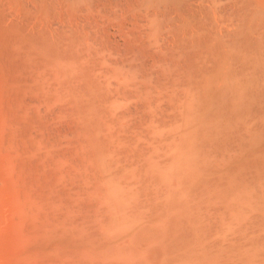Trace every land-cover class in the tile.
Here are the masks:
<instances>
[{
	"label": "bare ground",
	"instance_id": "bare-ground-1",
	"mask_svg": "<svg viewBox=\"0 0 264 264\" xmlns=\"http://www.w3.org/2000/svg\"><path fill=\"white\" fill-rule=\"evenodd\" d=\"M0 166V181L3 183L0 186L7 185L8 188L9 185V189L16 190L14 193L18 195L15 196L20 195L24 201L18 206H24L26 210L22 212L25 214L30 211L29 215L34 218H26L27 213L22 216L23 221L25 218L30 219L26 220L32 222L29 223V226L33 224L30 228H37L27 230L28 222L25 221V232L37 231L38 238L44 241L41 244L36 234H33V238H37L36 242L38 240L42 247L39 251L31 248L35 250L32 255H41L39 258H43V261L42 256L49 261L53 256L55 262L52 259L50 262L46 260L48 264L60 262L58 257L64 255L62 258H65V255L72 254L74 250L77 253L74 252L72 258H77L84 250L85 253L89 251L87 255L92 256V262L88 257L87 260L93 264V256L97 254L90 253L93 247L87 250L89 245L85 246L87 249L83 247V252L78 254V250L71 245L81 243L83 237H96L99 221L98 226L94 227L96 231L93 226L97 224L92 227L83 226L87 228L88 234L82 233L84 228L78 229L87 223L86 219L89 222L94 219L92 212H95L93 215L100 214L96 211L106 209V214L111 208L114 211V207H120L121 212L123 211V215L119 211L121 217L131 221L133 213L136 222V214L143 208L144 212H147L146 209L150 211L145 217L142 215L143 211H139V226L143 229L151 224L148 221L155 220V226L160 222L166 229L181 226L183 231L187 223L198 220L199 229L203 230L200 216L192 214L194 208L201 210L203 203H207V208L202 209L212 210V213L208 210L210 213L207 211L206 214H201L204 216L201 221L205 222L202 224L205 226L204 231L206 227L214 229V224L221 222L230 213V209L235 213L234 209H237L242 214L252 211L249 223L253 222L252 227L255 223L259 229L257 233L256 230L252 233L249 231L253 228L249 226L248 233L256 234V246L248 244L246 239L243 244L245 248L240 249L246 255L254 253L256 256L255 259L252 256L246 257V261L252 258L255 264H264V0H0ZM113 190L115 198H112ZM242 192H248L249 195L244 196ZM0 194L2 195L1 192ZM228 195L232 198H228ZM16 197L14 200L19 199ZM104 197L111 199V203ZM129 198L134 200L130 201ZM6 199L2 197L0 200L6 202ZM102 201L109 205H102L105 203ZM7 203L5 206L2 203L0 207H11ZM15 205L12 207L16 209L18 206ZM118 208L115 209L116 212ZM248 208L251 210L244 211ZM197 212L196 210L195 213L198 214ZM113 213L110 212L105 217L100 215V221L106 218L101 222L104 227L107 217L111 221ZM246 215L243 214L245 217ZM115 216L114 214L113 217L116 218ZM90 217L93 219H88ZM232 217L225 219L232 223ZM142 219L148 220L144 221V226L141 225ZM119 220L117 222H124V219ZM112 221L110 223L114 225L110 229L113 231L115 223ZM117 222L119 226L116 231L121 226ZM131 222L128 224L133 228L134 220L132 224ZM207 222L213 227L205 225ZM17 224L22 226L19 221ZM124 224L120 227L121 231L125 228ZM196 224H193L195 227H191V224V230L186 229L189 230L187 234L192 233V228L193 232L197 230ZM233 224L232 227L237 226L236 223ZM152 226L153 224L151 230L154 228ZM161 226L156 228L157 234V230L165 228ZM136 228L138 232V227ZM22 229V234H17L18 236L27 234ZM134 229L135 227L131 234ZM166 229L162 231L165 234ZM219 229H216L217 233L220 232ZM235 229L237 231L233 230L238 232L239 228ZM103 230L104 232L100 231L101 235L106 233L105 228ZM112 231L109 234L111 238L114 235ZM212 231H209L212 235L216 233L215 230L214 233ZM176 232L181 240L183 232L179 234V229ZM6 233L8 234L7 231ZM148 233L147 236L142 234L143 237L136 238L141 242V238L147 239L145 237H148ZM170 233L169 237L172 236ZM99 234L98 231L96 241L97 238H105ZM218 234L212 237L213 241L215 237H219ZM201 235L203 236L202 233ZM225 235L227 237V233ZM233 235L231 236L238 238ZM244 235L242 238L239 236L240 239L245 240ZM167 236L166 242L169 241ZM189 236V239L184 240L187 236L183 238L187 243L196 235L194 233V236H190L191 239ZM114 237L118 238L116 235ZM126 237L129 240L131 235ZM126 237H123L125 241ZM195 238L199 240L201 236ZM15 239L17 240V236ZM34 239H30L32 243ZM196 239L192 244L202 242V245L204 242L205 249L207 239ZM209 239L212 240L210 237ZM218 239L220 238L215 241ZM155 240L157 241L156 237ZM158 240L162 243L158 245L162 247L164 238L163 242L160 238ZM180 240L177 241L176 238V245ZM151 241H148V246L151 244L155 251H149L151 247L148 249L147 242L142 241L143 244L146 242L143 246L147 247L149 252L146 253L150 255L157 250L156 243L153 241L152 246L149 243ZM213 241L210 243L213 244ZM241 241L240 244L243 243ZM173 242L175 243H171ZM235 242L238 241L233 240L232 243ZM27 243L28 246L31 244ZM130 243L129 240L128 244ZM101 244L104 246L105 243L98 245ZM226 244L224 245L228 246L229 243ZM246 244L252 246H249L253 249L252 253L246 252ZM224 245L222 246L225 248ZM214 246L212 245L213 248L222 247L218 244ZM194 247H190V250ZM218 247L212 253L218 254ZM223 247L220 250L227 254L230 248L226 247L224 250ZM28 248L23 251L27 252ZM80 248L82 251V247ZM184 248V252H190L189 248L186 249L187 246ZM238 248L237 246L236 249ZM177 249L179 248H176V252ZM183 249L180 251L183 252ZM200 249V256L203 255L202 252L205 254L204 251H208V247ZM236 249L232 248L235 252ZM232 250L230 252L238 257V253L234 254ZM50 251L52 253L48 255ZM95 251L99 252L94 249ZM162 251L166 252L163 248L161 254L156 255L169 256L165 252L162 254ZM207 251L205 256L210 248ZM119 253L120 251L117 256ZM137 253L134 254L138 255ZM139 253L142 254L141 251ZM212 253H209L210 258L219 256ZM232 253H229L230 256ZM174 254L175 258L182 253ZM187 254H182L186 260ZM194 255L190 256L197 257L195 260L199 262L198 256ZM221 255H224V259L227 257L225 254ZM33 256L29 257L34 261L37 259V262L32 263L46 264ZM148 256L144 257L149 259ZM80 257V262H83L82 256ZM141 257L142 255L139 258ZM144 257L142 258L145 260ZM237 257H234L235 262ZM62 258L61 261L66 263L69 260L67 257ZM189 258L188 264L192 260ZM167 259L171 264L174 262H171V258ZM182 259L181 262H175L181 264ZM202 259L200 262L207 261ZM209 259L208 261L211 260ZM163 260L160 258L152 262L162 263ZM225 261L229 262L230 259L220 262L223 264ZM152 262L149 264H153ZM216 262L217 260L214 263ZM242 262L245 264V261ZM239 263L241 264L240 261ZM67 264H71V261Z\"/></svg>",
	"mask_w": 264,
	"mask_h": 264
},
{
	"label": "rangeland",
	"instance_id": "rangeland-1",
	"mask_svg": "<svg viewBox=\"0 0 264 264\" xmlns=\"http://www.w3.org/2000/svg\"><path fill=\"white\" fill-rule=\"evenodd\" d=\"M0 167H1V166H0ZM0 169H1V168H0ZM0 180H1V179H0ZM0 184H3L2 181H0ZM3 187H4V188H3ZM6 187H7V185H6V186H4V185H3V186H2V185L0 186V189H2V191L0 190V192L2 193V195L0 194V199H1L2 197H3V199H6V197H7V195H8V197H7V199H6L7 201L5 200L6 202H2V201H4V200H0V201H1V202H0L1 204H0V205H1V206L3 205L2 203H5V204L3 205V206H5L7 202L10 203L9 206H11V207L13 206V204H14V205L16 204V205H15V207H16V206H18V204H20V202H21L22 204L24 203V201L21 200V197H19L20 195L18 196V197H19V199H18L19 201H18L17 199L14 200V197H16V196L18 195V193H14V192H17V191L14 190V189H13V190H12V189H9V188H11V187H9V185H8V188H6ZM3 189H4L5 191H3ZM7 189H8V190H7ZM12 191H13V192H12ZM115 191H116V190H115ZM5 192H6V194H5ZM11 192L14 193V194L12 195L13 197L11 196V194H12ZM112 192H114V190H113ZM8 193H9L10 195H9ZM242 193H244V196H245V195H249V194H247L248 192H242ZM242 193H241V195L243 196ZM245 193H246V194H245ZM113 194H115V192L112 193V196H113ZM3 195H5V196H3ZM15 195H16V196H15ZM110 195H111V194H109V197H112V196H110ZM10 196H11V198H10ZM4 197H5V198H4ZM18 197H16V198H18ZM130 197H131V196H130ZM135 197H136V196H135ZM137 197H138V196H137ZM137 197H136V198H137ZM9 198H10V200H9ZM112 198H115V196H113ZM136 198H135V199H136ZM228 198H232V197H229V195H228ZM11 199H12V200H11ZM104 199L107 200L108 198H105V197H104ZM104 199H103V200H104ZM129 199H130V201H131V199L134 200L133 198H129ZM13 200H14V201H13ZM10 201H12V202H10ZM17 201H18V202H17ZM98 201H99V200H98ZM107 201L109 202V204L111 203V199H109V200H107ZM14 202H15V203H14ZM102 202H105V201H102ZM108 202L102 203V205H103V204H107ZM9 203H7V205H8ZM11 203H12V204H11ZM100 204H101V201H99V206H100ZM109 204H107V205H109ZM107 205H104V207L106 206V208H110V207H107ZM204 205H205V206H204ZM110 206H111V205H110ZM203 206H204V207H203ZM206 206H207V203H205V204L203 203L200 207H202V208H207ZM6 207H7V208L3 207V209L0 207V239H1V242H0V246H1V247H0V252L3 251V254H2V252L0 253V264H12V263H13V264H18V263H19V264H25L24 262H26L27 264H29V263H31V264H38V263H32V262H35L37 259H35V261H34V260H32L33 258H32V257H29V256H33V255H34V254L32 255V253L35 251V250H33V249H37V250L39 249V250H40V248L42 247L41 244H42L44 241H43L42 238H38L39 235L37 236V231H35L34 233L36 234V237L40 240L39 242L41 243L40 246H39V242H38V240H37V242H36V240H35V239H37V238H35V239L33 238V234H34L33 231L25 232V231H26V228H25L24 226L27 225V224H28V226H29V225H30L29 223L31 222V221H30V222H29V221H26V220H30V219H26V218H32L31 220L34 219L32 215H29L31 212H30V211H28L29 213L26 212L27 215H29L30 217H27V215H26V218H25V219L23 218V219H24V221H23V220H22V216L24 217V215L26 214V213L24 214V212H25V210H26V208H25L24 206L19 205V206L16 208L17 210H19V208L21 207L20 210H19L20 212H19V211H16V209H15L14 207H12V208H14V210L11 209V207H8V206H6ZM22 207H24L25 209L23 210ZM100 207H102V206H100ZM104 207H103V208H104ZM8 208H9V209H8ZM117 208H118V207H117ZM117 208L114 207V209H113L114 211H111L112 208H111V210L108 209V210H110L111 213L114 212V213H113V216H114V214L116 215V216H115L116 218H114L113 216H111V217H112L111 221H112V220L114 221V220L116 219V220L114 221V223H115V229H114L113 231L111 230L112 228L110 229V227H111L112 225H114V224L110 223L111 221H109L110 219H109L108 217H107L108 221H107V220H106V221H107L108 223H110V224H107V222H106V223H105V227H104V223H101V222L104 221L106 218H105L104 220L102 219V221H100V220H101V218H100V215H101V214L105 217V216H107V214L110 213V212L108 211L109 213L106 212V214H105V210H106V209H102V208H101L102 210H99V208H97V210H99V211H96V212H99V213H100V214L96 213V214H98V216H96V214L93 215V213H95V212H92V215H91V216H92L94 219H93L92 217L88 218V219H90V220L93 219L92 221L89 222V221L86 219L85 222H87V223H89V224H87V223L82 224V226H81L80 228H78L79 230H81L82 228H84V229H82V233H84V234L87 233V234H88V230H86L87 228H86V227H83V226L92 227L94 224H97V225H94V226H93V230H94V229L96 228L95 226H98V223H97V222L99 221V225H100V226L97 227L99 230L96 229V230H97V233L95 232V235H96V237H97V234H98V231H99V233H100L99 235H100V236H104L106 239H105V238H103V239H105V240H103L102 237H100V239L97 238L98 241L95 240L96 237H95V238H94V237H91V238H90V237H83V241H85L87 244L84 243L83 241H81V243L83 242L82 244L79 243V242H76V243H72V244H71V245H73L74 248H76V249L78 250V254H80V253L83 252V247H85V246L87 247V246L89 245V246L87 247L88 249H87L86 247L84 248V249H87V250H90V248L93 247V249L91 248V250H90L91 252H90V253L93 252L92 255H94L95 253H97L96 255H98V257H96V255L93 256V257H95V258H98V259L93 258V264H101V263H102V264H106V263H108V264H111V263H113V264H125V263H124L125 261H127L126 264H128V262H129L130 264H131V263H132V264H136L137 262H138L137 264H143L144 262H145L144 264H149V263L152 262V261L155 262V261L160 260V258H161V260H163V259L167 260V262H169V260H168L167 258H169V259L171 258V262L174 260V262H172V264H177V263L181 262V259L183 258V255H184V254L186 255L187 253H189V256H188V254H187V260H188L189 257H190L189 260L192 258L193 262H192V260L189 261V262H191V263L193 264V263H194V260L197 259V257H196V258H195V257H191L190 255H193V253H194V254H195L194 256H196L197 253H198V254L200 253V251H198V249H200L201 247L205 246V245H204V244H205L204 242H203L202 245L200 244V243H202V242H200V243L198 242L199 244H197V243H195V244L193 243V244H192V241H193V242H196V241L194 240V239H196L195 237L198 238V237L201 236V239H199V240L196 239L197 241H203V240L205 241V240L207 239V240L205 241V242H206V245H207V246L205 247V249H207V247H208V251H207V250H206V251L209 252V248H210V252H209V253H212V252H213V251H212L213 249H214V251L216 252L215 249L218 247V246H216L217 244H218L219 246H222V245H224V244L227 245L226 242L229 243V244H228L229 247L224 245V246H225V248H224V247L222 246V247L224 248V250L227 249V248H228V249L230 248V250H232L233 247H234V250H235L237 246L239 247V248H238V250H239V249L242 248V247L245 248V245H243V244H244V241H245V242L247 241L246 239H248V242H249V243L247 242L248 244H251V245L254 244V245H255V242H254V241H255L254 238H255V235H256L255 233H257V230L259 229V228L256 226L255 223L253 224V225H255V226H253V227L251 226L253 222H250V223H249V220L251 221V219L249 218V217H251L250 212H251V213H253V212L250 211L251 208H248V209L244 210V211H247V210L250 211L249 213L244 212L245 215H246V214L249 215V216L246 215L247 219H246L245 216H243L244 213L242 214L241 211L239 212V210L234 209V211L236 210V213L239 212V213L236 214L235 212H233V210L230 209V210H228V212H230V213H227V216H225V217L228 219V218L232 217V216L235 214V215L232 217V220L230 219V222L232 221V223L227 222V219H225V217H223L224 219H222L221 222H220V221L217 222L216 219H215V221H216L217 223L215 222L216 224H214V225H215L216 227H217V226H219V227H217V228H216L215 226H214V227H215L217 230L220 228V229H219L220 232H218L219 234L217 233V231H216L215 228H214V229H213V228L210 229V228L206 227V228H205V231H206V232H205V231H204V227H205V226L202 225V224L205 223V222H201L202 219H203V217H204V216H202V215H203V214H206L207 211H208V210L210 211L211 209H205V210H204V209L201 208V210H199V208H197V209L194 208V210H192V214L194 213L195 215H197L196 217H199V216H200V220H201L200 223H202V224H201V226H202L201 228H203V230H202V229H199V228H200V225L197 223L198 220L193 221L192 223L189 222V223L186 224L187 226L184 225V227L186 226V227H185L186 229H190V230H191V227H195L193 224H196V223H197V224H196V227H197L196 229H197V230H200V231H203V232H201V233L203 234V236H202L201 233H200L199 231H197L196 229H195L196 231L193 232L194 228H192V233H193V234L190 233V234H191V235H190V234H187V232L189 233V230L186 231V229H185V230L181 231V230L183 229V227H181V226H178L179 228H176V229H173V227H177V226H172V227L170 226L172 229L169 228V227H167V229H166V227H165L164 225H162V226H164L165 228L162 229V230L159 228L161 231H160V230H157V231H158V234H157V233H156V228H158V226H161V225H160V222L157 224V221H156L157 226H155V225H154V223H155L154 221H155V220H153L152 222H150V221H148V220H143L144 218L142 219L143 224H141V225L144 226V223H145L144 221H148L149 224H150V223L153 224L152 227H154V228H153L152 230H153L154 232L151 230V224L148 225L150 228H149L148 226H146V224H145V227H148L147 229H146V228L143 229V227H140V226H139L140 223H141L140 220H139L140 217H138V214H141L139 211H141V210H142V211H143V210L145 211V209L140 208L141 210H138V213L136 214V215H137V220H138V221L135 222L136 217H135V219H133V216H134L133 213H131L132 218H131V216H130V218H131L130 220H131L132 222H133V220H134V222H135V224H134V222H133V225H132L133 228L135 227V229H134V230H135L134 232L136 233V235H135L134 232L131 234V230H132L133 228H131V225L128 224V223L131 222V221H128L129 218L126 219V217H124V218L121 217V216L123 215V211L121 212V210H120L121 208L119 207V208H118L119 210H117V212H116L115 209H117ZM5 209H6V210H5ZM195 209L198 211V212H197L198 214L195 213V212H196ZM1 210H3V211H1ZM8 210H9L10 212H9ZM202 210H203V212H202ZM240 210H241V209H240ZM4 211H5V212H4ZM14 211H16V213H18L19 216H18V214H16ZM22 211H24V212H22ZM94 211H95V210H94ZM101 211H104V213H103V212L101 213ZM119 211L121 212L122 215L120 214ZM144 211L142 212V215H143L144 217H145L146 214H149V213H150V211H149L148 209H146L147 212H144ZM193 211H195V212H193ZM199 211H201L202 213L199 212ZM209 211H208V212H209ZM211 211H212V210H211ZM211 211H210V212H211ZM242 211H243V210H242ZM21 212H22V213H21ZM204 212H205V213H204ZM210 212H209V213H210ZM254 212H255V211H254ZM5 213H6V215H5ZM9 213H10V214H9ZM20 213H21V214H20ZM117 213H118V214H117ZM143 213H144V214H143ZM209 213H208V215H209ZM211 213H212V212H211ZM231 213H232V214H231ZM3 214H4V215H3ZM13 214H14V215H13ZM199 214H200V215H199ZM201 214H202V215H201ZM120 215H121V216H120ZM224 215H225V214H224ZM241 215H242V216H241ZM20 216H21V217H20ZM108 216H110V215H108ZM119 216H120V217H119ZM139 216H140V215H139ZM201 216H202V217H201ZM215 216L217 217V215H215ZM237 216H239V218H238ZM14 217H15L16 219H17V218H21V220L17 219L16 221H17V223H18V221H19V222L22 224L23 227H22L21 225H20V226H17L18 224L16 223ZM95 217H97V218H95ZM111 217H110V218H111ZM118 217H119V218H118ZM234 217H235V218H234ZM99 218H100V219H99ZM102 218H103V217H102ZM113 218H114V219H113ZM233 218H234V219H233ZM3 219H4V220H3ZM119 219H120V220H119ZM123 219H124V222L127 221V222H126V226H125L124 222L121 221V220H123ZM125 219H126V221H125ZM238 219H239L240 221H239ZM1 220H2V223H1ZM6 220H7V221H6ZM13 220H14V221H13ZM94 220H95V222H94ZM96 220H97V221H96ZM118 220L121 221L122 224H121L120 222H117ZM224 220H226V222H225ZM241 220H242V222H241ZM244 220H245V222H246V225H245ZM21 221H22V222H21ZM25 221L28 222V223L26 224ZM113 221H112V222H113ZM252 221H253V220H252ZM8 222H9V223H8ZM23 222H24V224H23ZM91 222H92V223L94 222V223L92 224ZM116 222H117V223H120V225H121L122 227H123V224H124V227H125V228L127 227V228H126V229L128 230V231L126 230L127 233H126V232L123 233V231H124L125 228H123V230L121 231V228H122L121 226H120L121 228L119 227L118 230L116 231L117 227L119 226L118 224H116ZM132 222H131V224H132ZM139 222H140V223H139ZM219 222H220V223H219ZM233 222H234V224L236 223L237 226H233V227H232L231 225L233 224ZM238 222H239V223H238ZM243 222H244V224H243ZM31 223H32V222H31ZM90 223H91V224H90ZM137 223H138V226H136ZM222 223H223V224H222ZM2 224H3V225H2ZM4 224H5V225H4ZM6 224H7V225H6ZM9 224H10V225H9ZM11 224H12V225H11ZM14 224H15L16 226H15ZM101 224H102L103 227H101ZM161 224H162V223H161ZM189 224H190V225H189ZM191 224H192L193 226H191ZM217 224H218V225H217ZM220 224H221L222 226H220ZM228 224H230V226H231L234 230H236L235 228L238 227V228H239V229H238V232H236L237 230L234 231L231 227H229ZM234 224H233V225H234ZM236 224H235V225H236ZM241 224H243L245 227H244L243 225H241ZM8 225H9V226H8ZM31 225H32V226H29V228H28V226H26V227H27V230L37 229V228H30V227H33V224H31ZM89 225H91V226H89ZM127 225H129V226H127ZM134 225H135V226H134ZM198 225H199V227H198ZM205 225L209 226L210 223H209V225H208V222H207ZM239 225H240V226H239ZM12 226H13V227H12ZM106 226H108L109 228H107ZM162 226H161V228H162ZM188 226H189V227H188ZM190 226H191V227H190ZM247 226H248V227H247ZM249 226H250L251 228H253L252 230L250 229L251 231H249V232H252V233H253V232H254L253 230H256L255 233H254L255 235H251L252 233H248V230H249L248 228H249ZM1 227H2V229H1ZM9 227H10V228H9ZM15 227H16V228H15ZM94 227H95V228H94ZM128 227H130V228H128ZM136 227H138V230L140 231V233H139V231L137 232V228H136ZM139 227H140L141 230L139 229ZM210 227H213V225H210ZM221 227H222V229H221ZM228 227H229V230H228ZM241 227H242L244 230H247V231H246V232H245V231H244V232L241 231V230H243V229L240 230ZM254 227H255V229H254ZM256 227H257V229H256ZM5 228H6V229L8 228V229L6 230ZM22 228H24V230H23ZM85 228H86V229H85ZM100 228H102V230H100ZM104 228H105V232H106L107 229H110V230H109L108 232H106L107 234L105 233L106 235H105L104 233H102L103 235H101V232H102V231L104 232V230H103ZM106 228H107V229H106ZM113 228H114V226H113ZM181 228H182V229H181ZM9 229H10V230L12 229V230L10 231ZM18 229H20V230H19L20 232L18 231ZM21 229H22L23 233L25 232V233L28 234L29 232H31L32 235H30V233H29V234H28L29 238H26V237H28L27 234H23V235H21L23 238H21V236H18L19 234H22V233H21ZM76 229H77V228H76ZM78 229H77V230H78ZM145 229H146V230H145ZM165 229H166V231H165L166 234H165L164 232H162V231H164ZM168 229H169V230H168ZM177 229L180 230L179 234H180L181 232H183V233H181V238H182L181 240H180V236L178 235V232H176ZM209 229H210L211 231L213 230V231H212L213 233H214V230H215L216 233H214V234L212 235V233L209 232V231H210ZM8 230H9L10 232H9ZM13 230H14V233H13ZM84 230H86L87 232L84 231ZM96 230H94V231H96ZM167 230H168V232H167ZM170 230H171V231H170ZM172 230H173V231H172ZM175 230H176V231H175ZM208 230H209V231H208ZM232 230H233L234 232H236L237 235H235L236 233H234ZM239 230H240V231H239ZM6 231L8 232V234L6 233ZM100 231H101V232H100ZM111 231H112V233L114 234V235L112 236V238H111V236H109V234H111ZM114 231H115V232H114ZM141 231H143V233H142ZM145 231H147L146 233H148V232L150 231V232L148 233V237H145V238H147V239H143V238H141V242H140L139 239L136 238V236H138L137 233H139V236H141V237H143L144 235L147 236V234L144 233ZM159 231H160V233H159ZM169 231H170L171 233H170ZM221 231L224 232V233H222ZM1 232H3L5 235H4L3 233H1ZM129 232H130V233H129ZM151 232H153V233L156 234V235H152L153 233L150 234ZM161 232H162V233H161ZM175 232H176V233H175ZM185 232H186V233H185ZM196 232H199L200 235H198L199 233H196ZM204 232H205V233H204ZM241 232H242V233H241ZM9 233H11V234H9ZM128 233H129V234H128ZM168 233H170V234L172 235L171 237L174 236L173 238H175V239L173 240V238L169 237V234H168ZM194 233H195L196 236L193 237V240H192L190 236H194ZM226 233H227V237H226V235H225ZM238 233H239V235H238ZM240 233H241L242 235H241ZM247 233L250 234V235H248ZM17 234H18V235H17ZM35 234H34V236H35ZM80 234H81V233H80ZM125 234H126V235H125ZM127 234H128V235H131V237H128V238H130L129 240L131 241L130 244H128V241H129V240H128L127 237H126V236H128ZM133 234L135 235V237H134ZM140 234H141V235H140ZM142 234H143V236H142ZM161 234H162V235H161ZM173 234H174V235H173ZM175 234H176V235H175ZM185 234H187V235H185ZM205 234H206V237H205ZM210 234H211V236H210ZM217 234H218L219 237H215V238H214V241H215L217 238H220L221 240L218 239L219 242H218V241H215V242H218V243L216 244V243L213 241V238H212V237H214V235L217 236ZM222 234H223V235H222ZM233 234H234V235H233ZM244 234H245V235H244ZM3 235H4L5 237H3ZM115 235L118 236V238H117V237H114ZM120 235H121V237H120ZM122 235H124V236H122ZM149 235H150V237H149ZM158 235H161V236L159 237ZM163 235H164V237H163ZM166 235H168L167 237H169V238L167 239V241L169 240L168 242H166V237H165ZM183 235H184V236H183ZM189 235H190V236H189ZM229 235H230V236H229ZM231 235H233V236H235V237L237 236L238 238H234V237H232ZM243 235L247 237V238L244 237L245 240L240 239V237L242 238ZM8 236H10V237H8ZM13 236H15V237L13 238ZM16 236H17V240L15 239ZM24 236H25V237H24ZM139 236H138V237H139ZM152 236H154V238L156 237V239H157L158 242H157L156 240H155V241H156V242H155V241H154V238H153ZM176 236H177V237H176ZM186 236H187V238H185ZM188 236H189L190 239H191V240H190L191 242L188 240V242L190 243V247H194V245L197 244V247H196V246L194 247L195 251H196V248L199 247V248L197 249L196 252L194 251L193 248H191V250H190V247H188L189 243H187L186 241H184V240H186V239H189ZM228 236H229V238H228ZM239 236H240V237H239ZM250 236H252V238H250ZM11 237H12L13 239H12ZM123 237H126L127 241H125V238H123ZM202 237H203V238H202ZM209 237H210L212 240H210ZM222 237H223V238H222ZM224 237H225L226 239H224ZM2 238H3V239H2ZM19 238H20V239H19ZM24 238H25L26 241L24 240ZM31 238L34 239V242H33V243H32V240H30ZM86 238H89V240H87ZM113 238H115V239H114L115 241L113 240ZM119 238H120V239H119ZM131 238H133V239H137V240H132ZM159 238H160V241H162V242H163V238H164V240H165V243H164V244L168 243L169 245L166 244V245L164 246V244H163L162 247H161V245L159 246L158 244L161 243V242L159 243V240H158ZM161 238H162V240H161ZM176 238H177V241H178V239L180 240V242H177V245L180 243L179 246L176 245ZM183 238H185V239L183 240ZM227 238H228V239H227ZM231 238H232V240H231ZM244 238H243V239H244ZM90 239H92V242L94 241V242L96 243V244H95V243L93 242L94 246L92 245V242H91ZM107 239H108L109 241H108ZM117 239H119L120 241L117 240ZM121 239H123L128 245H124L125 242H123V240H121ZM142 239H143V240H142ZM148 239H150V240H148ZM151 239H153V240L151 241ZM171 239H172V240H171ZM237 239H240V240H237ZM253 239H254V240H253ZM4 240H5V241L7 240V241L4 242ZM15 240H16V242H17V241H18V242H17V243H16V242L14 243ZM27 240H28V241H27ZM41 240H42V242H41ZM86 240H87V241H86ZM144 240H145L147 243L144 242V244H143L142 241H144ZM147 240H148V241H151V242H149V243H152V246H153L154 243H156L155 245H156V248H157V250H158L159 252H158L157 250H156V253L151 252L152 255H150L149 253H146V251H148V249H150V247H151V244H149V246H148V241H147ZM170 240H171V242H172V241H175V243H174V242H173V243H174V245H176V247H174L173 243H171ZM224 240L226 241L225 243L223 242ZM227 240H230V241L228 242ZM233 240H234V241H238V242H235V243L233 244V243H232ZM241 240L243 241V243H241L243 246L240 247L239 245H241V244H240L239 241H241ZM251 240H252V241H251ZM24 241H25V242H24ZM118 241H119V242H118ZM132 241H135V242L132 243ZM153 241H154V243H153ZM207 241H208V243H207ZM212 241L214 242L213 244L210 243V242H212ZM242 241H241V242H242ZM2 242H4V243H2ZM8 242H11L12 245H15V246H12L11 243H8ZM22 242H23V243H22ZM27 242H29V243L31 242V244L28 246V245H27V244H28ZM88 242H89V243H88ZM120 242H122L123 244L120 243ZM136 242H137V243H136ZM181 242H182V243H181ZM184 242H186V245L184 244ZM221 242L224 243V244H222ZM250 242H252V243H250ZM19 243H20V244H19ZM26 243H27V244H26ZM35 243H38V245L35 244ZM78 243H79V245H78ZM99 243H103V244L105 243L106 246H105V244H104L105 247L102 246V244H101V245H98ZM116 243H118V244H116ZM139 243L142 244V245H140ZM145 243H146V245L148 246V249H147L146 246H143V245H145ZM236 243H238V244H236ZM6 244H7V245L9 244V246L7 247ZM76 244H77V245H76ZM80 244H81V245H80ZM85 244H86V245H85ZM161 244H162V243H161ZM182 244H183V245H182ZM209 244L211 245L210 247H209ZM215 244H216V245H215ZM230 244H231V245L233 244L232 247H230ZM5 245H6V247L3 248V246H5ZM34 245H35V246H34ZM75 245H76V246H75ZM83 245H84V246H83ZM91 245H92V246H91ZM97 245H98V246H97ZM109 245H110V246H109ZM132 245H134V247H133ZM135 245H136L137 248L139 247V249H137V248L135 249ZM155 245H154V246H155ZM180 245H181L183 248H184V246H185V247L187 246L186 249L188 250V248H189V251H190V252L193 251V252H191V254H190V252H187V253L184 252V251H185V248L183 249L182 247H180ZM191 245H192V246H191ZM198 245H199V246H198ZM212 245H213V246L215 245L216 247L214 246L215 248H213ZM251 245H249V246H251ZM254 245H253V246H254ZM11 246H12V247H11ZM20 246H21V247H20ZM26 246H27V248H28V247L30 248V249L28 248L27 252L33 250L32 252H29V255H28V253H27L26 251H25L26 254H25V252L23 251V250L27 249ZM31 246H32V247H31ZM38 246H39V247H38ZM77 246H78L79 248H78ZM100 246H101V247H100ZM108 246H109V247H108ZM142 246H143L144 248H143ZM200 246H201V247H200ZM249 246L246 244V249L248 250V251H246V252L249 253V252L251 251V253H252V252H253V251H252L253 249H252V248H249ZM255 246H256V245H255ZM9 247H11V248H9ZM73 247H70V249L73 248ZM80 247H82V251H81V248H80ZM89 247H90V248H89ZM103 247H104V248H103ZM106 247H108V248L105 249ZM117 247H118L119 249H118ZM122 247H123V248H122ZM145 247H146V248H145ZM158 247H160L161 250H163V248H164V249L166 250V252H165V251H162V254L165 252L166 255H169V256L166 257L165 254H163L164 256L161 255L162 257H160L159 255L161 254V252H160L161 250H159ZM165 247H166V248L169 247L170 249H169V248L166 249ZM171 247L174 248V249H172ZM211 247H212L213 249H211ZM222 247H221V248H222ZM226 247H227V248H226ZM251 247H252V246H251ZM23 248H24V249H23ZM31 248H33V249H31ZM96 248H98V249H96ZM112 248H113L114 250H115V249H118V251H117V250H115V251H117V252L120 251L119 254H120L121 256L119 257V254H118V256H117V252L113 251ZM153 248H155V247H151V249H150L149 251H151V250H152V251H155V250H153ZM176 248H179V249H177V252H176ZM180 248H181V249H180ZM219 248H220V247H218V249H219ZM221 248H220V249H221ZM244 248H243V249H244ZM254 248H256V247H254ZM3 249H4V250H3ZM5 249H8V251L5 250ZM12 249H13V250H12ZM49 249L51 250V248H49ZM49 249H48V250H49ZM94 249H95V250H99V252H98V251H95V252H94ZM111 249H112V250H111ZM140 249H141V250H140ZM144 249H146V250L143 251ZM182 249H183V252L180 251V250H182ZM205 249H204V247H203V249H200V250H205ZM218 249H217V251H218ZM220 249H219V251H218V252H219V253H218L219 256H212V257H214V258L216 257L215 260H217V262H219V264H222V262H220L221 260L224 261L225 259L227 260L228 258L230 259V261H229V262H228V261H225V262H223V264H224V263L226 264V262H227V264H229L230 262H231L230 264H238L239 261L241 262V264L243 263L242 261H245V264H247V263H248V264H252V263L255 262L254 259L256 258V256H254V253H252V255H251L250 253H249L250 255H249V254L246 255V253L244 252V250H242V252L245 253V256L242 257L244 253H242V252H241V249H240V253H242V254H240V253L238 252V250L236 249V252L238 253V254H236V255H238V257H237V256L233 255V253L230 252V250H227V254H226V251H221ZM251 249H252V250H251ZM16 250H17V251H16ZM39 250H38V251H39ZM48 250H47V251H48ZM126 250H127V252H125ZM136 250H137V251H136ZM138 250H140V251L142 252V254L139 253L140 251H138ZM172 250H173V251H172ZM174 250H175V251H174ZM178 250H179V251H178ZM222 250H223V249H222ZM234 250H232V251H233L234 254H235L236 252H235ZM254 250H256V249H254ZM9 251H10V252H9ZM12 251H13V252H12ZM18 251H19L20 253H19ZM47 251H46V252H47ZM51 251H52V250H51ZM51 251L48 252V255H49L50 253H52ZM75 251H76V250H74V252H75ZM79 251H80V252H79ZM110 251H111V252H110ZM112 251H113L114 253H113ZM128 251H129V252L132 251L133 253H131V252L128 253ZM149 251H148V252H149ZM167 251H168V252L171 251V252H169V253L167 254ZM206 251H204L205 254H206ZM228 251H229V252H228ZM23 252H24V253H23ZM36 252H37V251H36ZM74 252H73L72 254L77 253V252H75V253H74ZM87 252H89V251H87ZM87 252L85 253V250H84V252L80 255V256H82V258H83V255H84V256L86 255L85 258H83V262H80V261H82V259H81L80 256H76L77 258L79 257V260H76L77 258H72V257H74V255H72V254H67V255H69L70 257L67 256V255H65V258L67 257V258L69 259V260H67V261H68V262L71 261V264H72V261H75V260H76V261L73 262V263H75V264H80V263L83 264L85 261H87L88 263L86 262V263H84V264H90L89 261L91 260L92 256H91V257H88V256H90V255H89V254L87 255ZM100 252H101V254H100ZM106 252H107V253H106ZM124 252H125L128 256H127ZM136 252H138V253H137L138 255L134 254V253H136ZM144 252L146 253L145 255H144ZM173 252H176V253L174 254ZM254 252H255V251H254ZM6 253H7V254H6ZM13 253H15V254H13ZM21 253H22V255H21ZM108 253H110V254H108ZM123 253H124V254H123ZM157 253H160V254L156 255ZM181 253H182L183 255H182ZM209 253H207V256H209V258H210L211 254H209ZM229 253H230V254L232 253V255L230 256ZM30 254H31V255H30ZM37 254H39V253L37 252ZM37 254H36V255H37ZM78 254H76V255H78ZM104 254H105V255H104ZM111 254H112V255H111ZM113 254H114V256H113ZM129 254H132V255L129 256ZM148 254H149L151 257H152V256H155V255L158 256V257L155 256V257H152V258H151L150 256H148ZM173 254H174V256H175L176 254H181L182 256L180 255L181 258H179L180 256H179V257L175 256V258L177 257V259H175V258L173 257ZM200 254H201V253H200ZM200 254L197 255V256H198V260H199V262L195 260L196 262H195L194 264H198V263H199V264H200V263H201V264H202V263H203V264H204V263H205V264H208V263H209V264H218L217 262L214 263V262H215L214 258H210V259H211V260H210L207 256H205V254H204L203 252H202V254H203L204 256H203V255L200 256ZM213 254L216 255L217 253H212V255H213ZM218 254H217V255H218ZM221 254H225V256L227 255V257L224 259V257H223L224 255L222 256ZM228 254H229V255H228ZM15 255H17V256L15 257ZM23 255H24V258H22ZM26 255H27V256H26ZM50 255H51V254H50ZM71 255H72V257H71ZM107 255H109V256H107ZM123 255H124V256H123ZM141 255H142V257H144V256H148L149 259H146L147 257H144V258H145V260H144V259L141 257V258H142V260H141V258H139ZM171 255H172V256H171ZM185 255H184V256H185ZM19 256H21V257H19ZM63 256H64V255H63ZM63 256H62V257H63ZM105 256H106V257H105ZM111 256H112V257H111ZM115 256H116V257H115ZM132 256H134L133 259H132ZM170 256H171V257H170ZM199 256H200V258H199ZM239 256H241V258H242L243 260H242L241 258H239ZM251 256H252V258H254V259L251 258V260L248 259V261H246L247 258H248V257L250 258ZM253 256H254V257H253ZM5 257H6V258H5ZM33 257H34V256H33ZM39 257H41V255H39L38 257H34V258H38L39 261H40V259H42V260H41V262H42V261H43V258H39ZM42 257H44V261H43V262H45V261L47 260V258H45V256H42ZM49 257H51V256H49ZM52 257H53V256H52ZM52 257H51V259H52ZM60 257H61V256H60ZM62 257H61V258H62ZM87 257L89 258V261L87 260V259H88ZM135 257H137V258H135ZM172 257H173V258H172ZM217 257L220 258V259L223 257V259L220 260V259H218ZM232 257H233V258H234V257H237V261L235 262V258L232 259ZM246 257H247V258H246ZM2 258H3V259H2ZM11 258H12V259H11ZM20 258H22V259H20ZM55 258L57 259V256H55ZM61 258L58 257V259L60 260V262L66 263V262H64V260L61 261ZM65 258H62V259H65ZM70 258H71V259H70ZM117 258H119V259H117ZM122 258H123V260H122ZM125 258H126V259H125ZM129 258H130V259H129ZM178 258H179L180 260H178ZM193 258H194V259H193ZM202 258L207 259V261L205 262V260L202 259ZM238 258H239L240 260H239ZM245 258H246V259H245ZM18 259H19V260H18ZM23 259H24V260H23ZM51 259H50V261H51ZM73 259H74V260H73ZM94 259H95V260H94ZM100 259H101V260H100ZM127 259H129V260H127ZM131 259H132V260H131ZM135 259H136V260H135ZM153 259H154V260H153ZM200 259L204 260V262H203V261L200 262ZM208 259H209L210 261H208ZM212 259H213L214 261H213ZM231 259H232V260H231ZM15 260H16V261H15ZM29 260H30L31 262H30ZM52 260H53V259H52ZM96 260H98V262H97ZM113 260H114V261H113ZM115 260H116V261H115ZM117 260H118V261H117ZM146 260H147V262H146ZM165 260L161 261L162 263H159L160 261H159L158 263H157V262H156V263L152 262V263H153V264H167V262H166ZM175 260H178L179 262L176 261V262H177V263H176ZM185 260H186V257L182 259V263H183ZM187 260L184 262V264H186V263L188 264V261H187ZM238 260H239V261H238ZM241 260H242V261H241ZM10 261H11V262H10ZM17 261H19V262H17ZM20 261H21V262L23 261V262L21 263ZM28 261H29V262H28ZM39 261H38V262H39ZM47 261H49V260H47ZM50 261H49V262H50ZM53 261L55 262V260H53ZM56 261H57V260H56ZM77 261H78L79 263H77ZM119 261H120V262H119ZM134 261H135V262H134ZM148 261H150V262H148ZM164 261H165L166 263H164ZM211 261H212V262H211ZM232 261H233V262H232ZM249 261H250V263H249ZM252 261H254V262H252ZM36 262H37V261H36ZM41 262H39V263H41ZM43 262H42V263H43ZM57 262H58V261H57ZM57 262H56V264H59V263H60V262H58V263H57ZM68 262H67V263H68ZM90 262H92V260H91ZM94 262H96V263H94ZM110 262H111V263H110ZM114 262H115V263H114ZM234 262H235V263H234ZM251 262H252V263H251ZM45 263H46V262H45ZM67 263H66V264H67ZM182 263H181V264H182ZM191 263H189V264H191ZM46 264H48V262H47ZM49 264H50V263H49ZM51 264H52V263H51ZM54 264H55V263H54ZM60 264H61V263H60ZM168 264H171V263L169 262ZM239 264H240V263H239ZM243 264H244V263H243ZM254 264H255V263H254Z\"/></svg>",
	"mask_w": 264,
	"mask_h": 264
}]
</instances>
